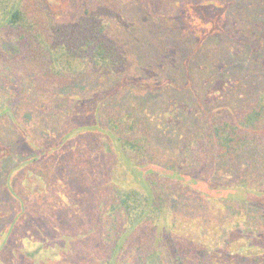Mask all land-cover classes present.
I'll list each match as a JSON object with an SVG mask.
<instances>
[{"label":"rangeland","instance_id":"374dc122","mask_svg":"<svg viewBox=\"0 0 264 264\" xmlns=\"http://www.w3.org/2000/svg\"><path fill=\"white\" fill-rule=\"evenodd\" d=\"M109 4L107 22L130 60L115 73L76 79L16 122L0 120V264H87L101 257L87 232L99 200L111 182L135 181L142 171L125 169L99 143L104 99L118 113H135L151 133L155 163L184 170L203 119L252 106L264 88V0ZM43 6L49 19H77L86 2ZM5 49L18 52L11 43ZM218 178L186 188L185 202L176 199L160 227L191 262L206 253L228 261L248 255L251 262L264 255V144Z\"/></svg>","mask_w":264,"mask_h":264},{"label":"trees","instance_id":"16d2710c","mask_svg":"<svg viewBox=\"0 0 264 264\" xmlns=\"http://www.w3.org/2000/svg\"><path fill=\"white\" fill-rule=\"evenodd\" d=\"M109 1L115 0H85L79 18L61 20L47 17L43 0H0V120L16 122L28 107L50 101L76 79L100 71L115 73L130 60L107 22L113 8ZM10 43L17 53L5 49ZM104 101L98 119L104 135L99 143L125 169L142 171L135 181L116 180L106 187L87 229L96 237L101 257L87 264H264V255L248 262V255L228 261L208 253L191 262L170 230L160 227L176 199L185 202L186 188L219 183L225 169L254 146L262 147L264 88L252 106L203 119L188 143L192 159L184 170L155 163L151 157L155 140L141 128L135 113H118L112 102ZM54 112L58 113L49 109V114ZM54 150L55 146L49 148Z\"/></svg>","mask_w":264,"mask_h":264}]
</instances>
